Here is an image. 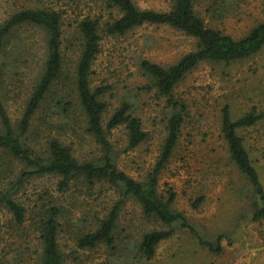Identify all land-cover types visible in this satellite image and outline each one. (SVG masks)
<instances>
[{
    "label": "rangeland",
    "instance_id": "1",
    "mask_svg": "<svg viewBox=\"0 0 264 264\" xmlns=\"http://www.w3.org/2000/svg\"><path fill=\"white\" fill-rule=\"evenodd\" d=\"M134 1L142 9L160 11L169 10L173 3V0ZM101 4V0H0V24L27 7L52 5L66 10L64 75L35 116L27 136V142L38 152L45 150L48 138L53 136L71 145L79 161L103 154L101 145L86 131L84 123L47 130L43 121L49 107L61 96L76 98L74 84L66 75L72 76L80 53L77 20L89 12L102 16L103 22L120 15L117 9ZM195 11L209 26L235 38L245 36L264 22V0H196ZM195 47L193 37L168 25L145 24L116 37L103 34L101 51L93 65L92 83L110 87L104 96L109 105L104 123L126 100L148 133L147 139L135 148L128 147L124 126L114 128L108 136L118 168L136 180L144 181L154 167L171 114L167 98L150 82L141 62L149 59L167 66ZM46 48L45 29L32 24L14 29L0 47L3 83L0 98L15 127L43 71ZM175 95L186 101L190 114L174 154L160 176L159 191L166 197L170 190L175 192L174 208L184 212L202 235L214 239L224 234L220 253L210 251L188 230L177 229L158 245L152 259L140 257L137 245L142 235L167 226L144 215L134 199H128L121 212L114 247L81 249L77 246L80 228L86 229L90 222H96L95 216L102 217L119 198V191L106 182L90 184L85 180H74L67 190H61L60 177L46 174L28 178L14 193V198L26 208L22 224L15 221L7 206L0 204V263L39 262L42 243L38 224L44 211L56 203L66 210L59 243L67 264H264V218L253 220L254 190L231 161L221 133L222 108L226 104L234 118L253 106L264 112V47L245 59L200 63L176 87ZM238 133L264 186V117L250 127L239 128ZM4 161L11 167L6 176L15 181L23 165L10 158ZM6 183L0 180V188ZM201 198L196 207L195 202Z\"/></svg>",
    "mask_w": 264,
    "mask_h": 264
},
{
    "label": "trees",
    "instance_id": "2",
    "mask_svg": "<svg viewBox=\"0 0 264 264\" xmlns=\"http://www.w3.org/2000/svg\"><path fill=\"white\" fill-rule=\"evenodd\" d=\"M195 2L196 0H173L169 10L160 11L142 9L134 0H101L102 6L117 9L120 15L112 16L103 22L102 16L89 12L77 20L76 28L81 41L80 53L74 63L72 76L66 75L74 84L76 98L69 100L61 96L54 106L49 107L50 110L43 117V121L47 130L55 126L64 128L72 125L73 128L80 122L84 123L86 131L96 139L103 150L101 157L86 161H79L74 156L71 145H66L58 137L48 138L43 152H38L27 142L35 116L64 75L63 27L66 10L52 5L27 7L16 11L0 24V47L4 46L5 38L14 29L25 24L44 28L47 33L43 71L16 127L0 98V180L7 181L3 188H0V204L8 207L18 224L25 221L26 208L14 198L15 191L30 177L53 174L60 177L61 190H67L74 180H85L90 184L106 182L119 191V198L102 217L95 216L96 222H90L86 229L80 228L77 246L81 249L114 247L121 212L127 200L134 199L140 204L144 215L167 226L142 235L137 245L140 257L152 259L158 245L170 238L177 229L188 230L210 251H222L224 234H219L214 239L202 235L184 212L174 208L175 192L170 190L169 196L166 197L159 191L160 176L174 154L182 127L190 114L188 104L175 95V89L187 74L202 62L228 63L259 52L264 47V22L255 25L245 36L235 38L223 30L209 26L196 13ZM145 24L168 25L182 31L196 40V47L167 66L149 59H143L141 62V68L150 82L167 98L171 114L160 155L147 178L139 181L118 168L108 136L114 128L124 126L128 147L135 148L147 139L148 133L143 128L142 120L133 114L132 105L126 100L121 102L107 123H104V115L109 106L104 96L110 87L93 86L92 74L94 61L101 51L103 34L122 36ZM2 85L0 71V92ZM263 117L264 112L253 106L242 116L234 118L227 104L222 108L221 115V133L228 145L230 159L254 190L252 218L255 221L264 218V186L238 129L250 127ZM7 158L23 165L15 181L10 175L6 176L11 169L10 164L4 161ZM200 201L202 198L195 202L196 207ZM65 211L64 207L53 203L40 218L38 230L42 252L37 264H67L59 243Z\"/></svg>",
    "mask_w": 264,
    "mask_h": 264
}]
</instances>
